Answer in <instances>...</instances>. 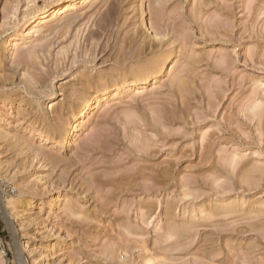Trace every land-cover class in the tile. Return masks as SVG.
<instances>
[{
	"label": "rangeland",
	"instance_id": "rangeland-1",
	"mask_svg": "<svg viewBox=\"0 0 264 264\" xmlns=\"http://www.w3.org/2000/svg\"><path fill=\"white\" fill-rule=\"evenodd\" d=\"M0 4V264H264V0Z\"/></svg>",
	"mask_w": 264,
	"mask_h": 264
},
{
	"label": "bare ground",
	"instance_id": "bare-ground-1",
	"mask_svg": "<svg viewBox=\"0 0 264 264\" xmlns=\"http://www.w3.org/2000/svg\"><path fill=\"white\" fill-rule=\"evenodd\" d=\"M142 12L143 11L141 10V14H142ZM22 22H24V21L22 20ZM22 22H21V25H23ZM19 39H21V35H15L14 37H11L10 40H6V41H8V43H9L11 40L17 41ZM162 65H163V63H160L158 65L159 68L157 70L153 71V73H151V74L154 75V77H157L158 75L161 74V66ZM131 84L134 85L135 84V81L134 80L124 79V80L121 81L120 84L114 85L112 87L101 88V89H98L95 93L89 94L87 96L85 102L80 107H77L75 109V111L73 110L74 113L72 114V117L70 116L71 119H70V121H68L69 122V126H68L67 129H65L66 130L65 131V134H62L61 135V137H65V144H67L69 146H72L73 143L76 142V139H77L76 136H77V133L79 132V125H80V123L83 122V120L90 114V112L93 111L96 108L97 102L101 101V99L106 94H109V93L110 94H113V95L118 94L119 93V90H121L124 87L126 88V86H129ZM51 142H53L55 144H58L59 143V141H54V140L51 141ZM1 197H2V195H1ZM3 202L0 199V212L4 215V212H6V211H4V209H5L4 208V204L6 202L5 203H3ZM5 215H6V213H5ZM5 215H4V217H5ZM5 219L7 220V218H5ZM18 256H19L18 257L19 264H26L19 251H18Z\"/></svg>",
	"mask_w": 264,
	"mask_h": 264
},
{
	"label": "built area",
	"instance_id": "built-area-1",
	"mask_svg": "<svg viewBox=\"0 0 264 264\" xmlns=\"http://www.w3.org/2000/svg\"><path fill=\"white\" fill-rule=\"evenodd\" d=\"M0 244H2V233H1V228H0Z\"/></svg>",
	"mask_w": 264,
	"mask_h": 264
}]
</instances>
